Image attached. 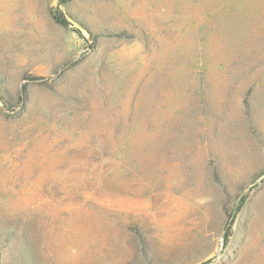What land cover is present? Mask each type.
<instances>
[{
	"label": "rangeland",
	"instance_id": "obj_1",
	"mask_svg": "<svg viewBox=\"0 0 264 264\" xmlns=\"http://www.w3.org/2000/svg\"><path fill=\"white\" fill-rule=\"evenodd\" d=\"M0 264H264V0H0Z\"/></svg>",
	"mask_w": 264,
	"mask_h": 264
}]
</instances>
